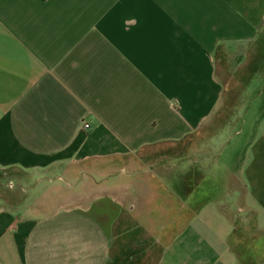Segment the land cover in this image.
<instances>
[{"label":"crops","instance_id":"1","mask_svg":"<svg viewBox=\"0 0 264 264\" xmlns=\"http://www.w3.org/2000/svg\"><path fill=\"white\" fill-rule=\"evenodd\" d=\"M262 85L264 0H0V264H264Z\"/></svg>","mask_w":264,"mask_h":264},{"label":"rangeland","instance_id":"2","mask_svg":"<svg viewBox=\"0 0 264 264\" xmlns=\"http://www.w3.org/2000/svg\"><path fill=\"white\" fill-rule=\"evenodd\" d=\"M246 86H247V89H248L247 94L249 95V94L253 93L257 89V87H259V84L254 82V83H250V84H248ZM263 87L264 86L262 85L261 88L263 89ZM239 102H240V106H237V108H238L237 112L244 110L243 108H244L245 105H246V107H245V110L242 111L243 112L241 114L242 118H240L238 125H243L245 123L249 124L251 122V119L260 118L258 115L255 116V113H256V111H260L261 108H264V99L263 100L257 99V98L253 99V98L249 97L247 100L241 99L240 101H238V105H239ZM233 103L236 104L235 101H233V102L231 101V104H233ZM232 106H234V105H232ZM230 118L233 121V117H230ZM230 118L227 117L225 119L226 123L230 122L229 121ZM238 125L235 124L234 125L235 128ZM226 130H229V129H226ZM233 134H234V130L229 132V137L230 138L228 140H232ZM232 147L233 146H232V142H231V146L229 148L225 149V153H224L225 156H228L229 152H231V154H233L232 150H231ZM221 153H222V151L219 152V154H221ZM120 178H121L120 174L115 175L114 177H112V182L114 183L115 181H117V179L120 180ZM17 179H26V176L21 171L1 170L0 169V206L6 205L7 203L11 202L12 199H16L17 200L18 198L21 199V198L24 197L23 191L22 192H16V190H15V188L17 186L16 185L17 184L16 183ZM65 180L66 181L64 183L56 181L54 184L57 187H60V185H64L66 187L67 183L71 184V181H68L67 179H65ZM102 180L100 178V179H98V182H102ZM48 186H49V184H43L41 187H39V189H36L34 187L32 188L31 186L26 187L27 190L29 191L28 198L30 199L32 197V198L35 199V198H39L41 195L45 194V199L47 201H53L54 199H56V197H53V200H51V198L49 197V195H51V194H46V193H48L46 191L49 190ZM19 189L21 190V188H19ZM51 196H53V195H51ZM49 204H50V202H49ZM47 207H49V206H47Z\"/></svg>","mask_w":264,"mask_h":264},{"label":"built area","instance_id":"3","mask_svg":"<svg viewBox=\"0 0 264 264\" xmlns=\"http://www.w3.org/2000/svg\"><path fill=\"white\" fill-rule=\"evenodd\" d=\"M87 127V126H86Z\"/></svg>","mask_w":264,"mask_h":264}]
</instances>
